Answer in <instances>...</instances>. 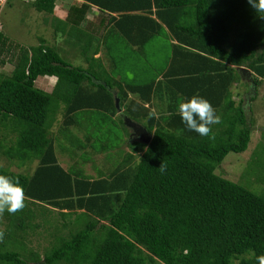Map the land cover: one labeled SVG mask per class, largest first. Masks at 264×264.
<instances>
[{
  "label": "trees",
  "instance_id": "16d2710c",
  "mask_svg": "<svg viewBox=\"0 0 264 264\" xmlns=\"http://www.w3.org/2000/svg\"><path fill=\"white\" fill-rule=\"evenodd\" d=\"M29 1L39 12H51L54 0L21 2ZM82 1V7L110 12L133 10L126 3L139 0ZM247 1L147 0L146 8L135 7L144 16L111 17L137 51L146 53L147 45L165 38L170 59L178 63L172 73V68L165 72V83L157 82L158 70L145 83L116 80L92 56L85 67L73 66L44 42L9 59L5 52H17L16 46L5 43L0 31V66H13L10 73L0 72V156L19 163V171L0 166V174L19 180L25 191L22 210L0 214V264H259L264 193L216 174L229 153L247 150L254 128L251 108L233 96L232 88L241 82L239 68L251 73V82L245 83L246 92L253 90L250 102L264 86V13L244 11ZM134 19L143 22L139 40L131 38ZM236 23L243 33L224 48ZM163 26L177 44L168 42ZM45 76L57 78L51 93L35 87ZM184 83L179 93L185 101L202 96L221 117L211 138L188 130L179 108L157 114L145 107L158 90ZM114 90L122 115L145 127L151 142H131L132 152L97 179L79 165L62 166L50 110L63 105L62 136L81 120L97 121L99 130L101 123H110L116 135L107 141L114 146L117 130L128 133L117 114ZM26 162H36L27 175L21 172ZM53 213L62 224L52 221ZM42 231L51 242L43 253L32 246Z\"/></svg>",
  "mask_w": 264,
  "mask_h": 264
},
{
  "label": "crops",
  "instance_id": "0c3cea01",
  "mask_svg": "<svg viewBox=\"0 0 264 264\" xmlns=\"http://www.w3.org/2000/svg\"><path fill=\"white\" fill-rule=\"evenodd\" d=\"M11 1H15L17 3L22 4H29L31 8L28 9L32 11L33 14H36L35 17L32 16L33 18H31V21H29L30 27L25 32L28 34L27 36L31 40V43H29L31 45L28 48L38 46L41 42H44L47 46L56 48V51H58L64 61H66L68 64H72L73 66L85 67L88 64V59H90L92 56V60L94 59L98 64H101L107 70L108 73L112 74V76L116 78V80H121L125 77L129 80L139 83H145V81H150L152 78H154L156 76L155 70L160 71L159 73H157V82L165 83L167 81H164L163 78L167 69L172 68V73L175 70V68L173 67L178 66L177 62L175 63L174 60L170 59V53L169 57L164 60L163 67H158V69L155 67L156 69H153L150 64H147V62L142 61V58L146 56V53H143L141 50L137 51L136 48L129 46L126 43V37H122L123 35H120V33L115 29L114 25L110 22L111 17H140L146 15L144 10L139 11L135 9V7L146 8L147 0H139L138 3L127 2L126 6L134 8L133 10H116L110 12L102 11V9H99L95 6H90L89 8L82 7V4H84L82 0H54L51 12L37 11L32 6L33 2L31 1L26 3L21 2L19 0H9L8 3L2 7V10L0 12L1 14L5 13V8L8 4H10ZM104 2H111V0H104ZM244 7V11L248 12L254 9L248 1ZM133 21L134 22H129V24L133 28L134 35L132 33L133 36H130H132L131 38L133 40H139L141 33L140 31H143V22H138L137 19H134ZM239 25V23H236L234 24L232 29L230 28V30H228L227 39L223 41L224 48H229L230 46H232L233 42H236L238 39H240V36L243 32L238 30ZM1 26V32L4 36L5 43L9 45L10 39L4 35L3 23H1ZM138 27L140 28L138 29ZM163 27L167 33L168 42L170 44H177L174 38L168 32V29L165 26ZM165 46L166 45H163V47ZM148 47L149 45L146 46L147 50ZM6 53L8 52H5V56ZM5 65L10 67L8 72L4 71ZM5 65H3L2 67V71L0 69V72L4 71V73H10L13 68L12 64L6 63ZM125 65L129 66L130 68L127 74L125 73L127 72ZM145 65H149L150 67H144ZM115 72L119 74L115 76ZM37 80L40 81V88L36 86ZM37 80L35 81V87L46 93H51L57 82V78L48 76L41 78L39 77ZM246 81L249 82L247 76H241V82L239 84L234 85V87L232 88V92L236 102H239V100L242 99L244 101V106L249 108L250 99L252 95H246ZM184 87L185 83L182 86L181 84H179L178 86L171 87L170 85H168L165 89V92L164 90H158L157 96H155L151 100L150 104L146 103L145 107L150 108L154 113L157 114L165 113L171 109L178 108L179 104L185 101L186 99L185 95L179 93V91L181 90L184 91ZM187 87L189 88L188 85ZM114 92L116 91L114 90ZM259 92V97H257L255 102H257L259 98H264V91ZM121 112H123V109H121ZM74 131L75 130L71 129V132ZM71 132L70 130L66 131V135L63 137L66 138L68 133ZM58 133L60 134L59 130ZM130 133L131 132L129 129L127 134L126 132H124L123 134V131L117 130V135L119 134L120 138L116 137L115 140L117 141V143H115L111 150L107 151V154L105 152L103 158L104 162H109L110 159L107 158V155L112 154L114 152L112 150L120 149V152H122L120 154L119 161L122 160L121 158L123 157V154L132 152L129 148V144L134 141H140L138 139L130 138ZM59 134H54V136L60 137ZM78 136L81 139H86V136H88L87 141L89 139V135L85 131H78ZM55 153L57 156V160L63 166L60 161V158H58L56 149ZM91 153L92 155H94L95 152L92 151ZM64 159H66V157H62V160ZM34 163L36 165V162ZM88 165H90L91 168L94 170L92 163L88 162ZM23 167H25V165H23ZM116 167H118L117 164L113 165L108 171L107 175L113 172ZM33 171L34 168L32 172ZM85 174L89 178L97 179V177H94V175H90L87 173Z\"/></svg>",
  "mask_w": 264,
  "mask_h": 264
},
{
  "label": "rangeland",
  "instance_id": "374dc122",
  "mask_svg": "<svg viewBox=\"0 0 264 264\" xmlns=\"http://www.w3.org/2000/svg\"><path fill=\"white\" fill-rule=\"evenodd\" d=\"M11 2L5 8V13H0V23H3L4 35L10 39V45L12 47L13 45L16 46L17 52L9 50L11 52L6 53V58H12V55L17 54L20 51L22 52V49H26L31 45L29 44L31 43V40L25 32L30 27L29 21H31V18L36 16V14H33V12L29 10L31 8L29 4L17 3L15 1ZM1 10L2 9H0V12ZM162 44H166L164 37H160L159 44L158 41L154 42V44H150L151 46H149L146 56L142 58V61L147 62V64H149L148 62H153V69L163 67L164 60L170 55L171 49H168L169 46L167 45L168 47H163ZM2 67L3 66H0L1 71ZM4 67V71L8 72L10 67L6 65ZM144 67L150 66L145 65ZM118 74L119 73L116 72L114 73L115 76ZM39 85L40 81L37 80L36 86L40 88ZM259 91H264V86L260 88ZM248 94H253L252 88L246 93V95ZM249 106L254 119V128L250 136L248 148L245 152L240 154L229 153L216 169V174L229 181L239 183L254 193L261 194L264 193V98H259L257 102H250ZM62 111V104L56 106L55 110H50L49 119L53 123L51 131L56 135L59 134L58 130L59 123L62 120ZM95 124H97V121L81 120L80 126L73 129L75 130L74 132H71L70 130L71 133H68L66 138L59 134L60 137H57L58 140L55 143V149L63 166L74 167L79 165L83 169L84 174L87 173L94 175V177H99L107 175L111 167L118 163L121 152L120 149L112 150L114 152L107 155V157L110 156L112 159L108 158L110 160L107 163L103 161L105 152L107 154V151L113 148L107 140L110 139L112 141L111 136H115L114 128L110 123L106 122L100 124L99 128L101 130H99ZM81 130L86 133L90 130L88 133V141V136H86V139H81L78 136V131ZM92 151H95L94 155H92ZM62 157H66V159L62 160ZM85 158L90 159L89 161L92 163L94 170L88 165V163H82V159ZM17 164L19 163L8 161L0 156V166L6 169L16 172L18 171ZM23 165H25V167L21 168V172H24L27 175L32 172L35 163L31 165V162H26ZM55 215L56 213H53L50 218L52 221L56 220L55 223H60L61 219H54L57 218ZM42 224L44 223L42 222ZM46 226L48 228L52 225ZM50 231L51 230L46 233L48 234ZM67 231L68 230H65L64 233H67ZM44 233L45 232L42 231V237L37 240L35 239L32 243V246L38 249L41 253H43V251L51 244V242L46 239L50 236L45 235Z\"/></svg>",
  "mask_w": 264,
  "mask_h": 264
},
{
  "label": "clouds",
  "instance_id": "9594fccd",
  "mask_svg": "<svg viewBox=\"0 0 264 264\" xmlns=\"http://www.w3.org/2000/svg\"><path fill=\"white\" fill-rule=\"evenodd\" d=\"M248 2L258 13H264V0H248ZM178 108L185 127L202 137H210L212 126L221 123V117L216 113L211 102L202 96L193 95L190 99L181 102ZM159 168L161 172L166 170L162 163ZM24 207L23 185L13 177L0 174V214L4 212L15 214ZM258 261L259 264H264V256L258 257Z\"/></svg>",
  "mask_w": 264,
  "mask_h": 264
},
{
  "label": "water",
  "instance_id": "95a60500",
  "mask_svg": "<svg viewBox=\"0 0 264 264\" xmlns=\"http://www.w3.org/2000/svg\"><path fill=\"white\" fill-rule=\"evenodd\" d=\"M239 74L241 76H247L248 81L251 82V73L249 72L248 69L246 68H239ZM116 92L113 93V96L115 98V106H116V110L117 113L121 115L124 125L126 128H128L130 130V138L133 139H138L142 144L148 145L151 142L152 136L149 134V132L147 131V129L145 127H143L142 125H140L137 122L132 121L131 119H129L127 116L122 115L121 113V109L119 107V100L116 99Z\"/></svg>",
  "mask_w": 264,
  "mask_h": 264
},
{
  "label": "built area",
  "instance_id": "2783aa9c",
  "mask_svg": "<svg viewBox=\"0 0 264 264\" xmlns=\"http://www.w3.org/2000/svg\"><path fill=\"white\" fill-rule=\"evenodd\" d=\"M9 0H0V9H2V7L4 6V5H6V3L8 2ZM20 1H25V0H20ZM1 29H2V26H1V24H0V31H1Z\"/></svg>",
  "mask_w": 264,
  "mask_h": 264
}]
</instances>
